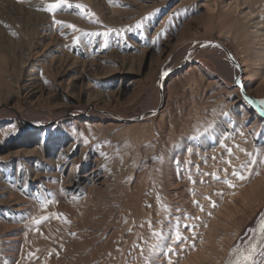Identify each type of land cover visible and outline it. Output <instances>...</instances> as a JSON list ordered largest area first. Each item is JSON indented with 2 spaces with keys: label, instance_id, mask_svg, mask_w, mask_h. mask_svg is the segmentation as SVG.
Here are the masks:
<instances>
[{
  "label": "rangeland",
  "instance_id": "obj_1",
  "mask_svg": "<svg viewBox=\"0 0 264 264\" xmlns=\"http://www.w3.org/2000/svg\"><path fill=\"white\" fill-rule=\"evenodd\" d=\"M54 3L0 0V264H239L264 216V117L221 48L180 68L228 47L264 111V0ZM90 103L163 105L55 124Z\"/></svg>",
  "mask_w": 264,
  "mask_h": 264
},
{
  "label": "bare ground",
  "instance_id": "obj_2",
  "mask_svg": "<svg viewBox=\"0 0 264 264\" xmlns=\"http://www.w3.org/2000/svg\"><path fill=\"white\" fill-rule=\"evenodd\" d=\"M257 30H256V34L258 36L261 35V33L259 32V27L258 25L255 27ZM207 42V41H206ZM198 46H195L193 47L191 50H187L184 54V62L185 60H188L190 65L189 67L187 68V71H192L193 68H197V64L194 63V57L200 52V50H198ZM228 48V47H227ZM226 48V49H227ZM233 60L237 62V60L234 58L233 56ZM238 63V62H237ZM183 65V64H182ZM181 67V66H180ZM175 68L174 70H172L171 72L173 71H178V69L180 68ZM238 69H241V70H237V76H236V80H235V88L239 89V90H244L245 93H247V87L245 86L244 84V80L246 79L245 78V75H247V70L245 68H243V64H239L238 63V67H236ZM151 70V69H149ZM148 70V71H149ZM174 72V73H175ZM243 74H244V77H243ZM167 74H165L166 76ZM165 76L162 77L161 79V83L159 85V88L160 89H164L166 87V81L167 79H165ZM164 81V82H163ZM234 82V80H233ZM238 84V85H237ZM234 90V89H233ZM242 94V92H241ZM248 94V93H247ZM249 95V94H248ZM164 96V95H163ZM250 96V95H249ZM251 97V96H250ZM252 98V97H251ZM164 103V102H163ZM245 103L249 106V107H252L249 103H247L245 101ZM162 105L161 104V107L159 108V110L162 108ZM5 107H0V113L2 112L1 109H4ZM257 109V108H255ZM155 111L156 113L159 111ZM151 111V110H150ZM150 113V112H148ZM148 113H145L144 115L148 114ZM68 117V118H67ZM118 118L121 119H127V118H124L122 115L114 112V111H111V110H108V109H105L103 107H100L98 106L97 104H87L86 106H83V107H80L77 109V111L73 114H70V116H65V117H60L59 119H57L55 121V124H60V123H81V122H84V121H93V122H98V123H116V124H121V125H126L128 123H125V122H122V121H119L117 120ZM85 124V123H84ZM135 124V123H133ZM36 126L34 127H37V129L39 130H36L35 132H33V135L31 137H29L28 141L29 142H33V141H37L38 142V148L39 149H43V148H46V147H49V140H47L46 137H43V130L42 128H39L40 125L39 124H34ZM95 125V124H94ZM67 143V138L65 136H62V137H59V138H56L52 141V148L55 149L57 147H61L63 145H65ZM92 179V178H91ZM252 192V191H251ZM262 222H264V216L262 218ZM261 232H262V225L260 226V228H257V230L255 231L254 235H253V238L251 240L252 244H250V248H249V244H248V248L249 250L255 246L256 247V250L258 251L260 249V247H262V243H263V240L261 239ZM263 237H264V234H263ZM246 247V248H247ZM248 250V251H249ZM247 251V252H248ZM264 256V255H263ZM256 258V255L254 257V259ZM262 258V257H261ZM264 258V257H263ZM258 260V259H257ZM264 262V261H263ZM262 263V262H261Z\"/></svg>",
  "mask_w": 264,
  "mask_h": 264
},
{
  "label": "water",
  "instance_id": "obj_3",
  "mask_svg": "<svg viewBox=\"0 0 264 264\" xmlns=\"http://www.w3.org/2000/svg\"><path fill=\"white\" fill-rule=\"evenodd\" d=\"M217 45H219V47H217ZM209 47H217V48H221L226 55L229 57V59L232 61V63L234 64L235 67H238V63L236 61L233 60V55L226 49V47H224L223 45H221L218 42H209V43H202L199 45L198 50L204 49V48H209ZM190 65L188 60H185V64L180 68L185 69ZM175 71L168 73L165 76V79H167L168 76L175 74ZM164 82V81H163ZM238 85V84H237ZM242 92V98L244 101H246L247 103H249L253 108H257V110L259 111V113L264 117V111L261 110V108L259 107L258 101L254 98H251L247 93H245L244 90L241 91ZM160 93L163 94V89H160ZM156 114L155 111H151L150 113L144 115L141 114L140 116L136 117V118H127V119H121L118 118L117 120L128 123V124H133V123H137V122H141L145 119H150L152 118L154 115Z\"/></svg>",
  "mask_w": 264,
  "mask_h": 264
},
{
  "label": "snow or ice",
  "instance_id": "obj_4",
  "mask_svg": "<svg viewBox=\"0 0 264 264\" xmlns=\"http://www.w3.org/2000/svg\"><path fill=\"white\" fill-rule=\"evenodd\" d=\"M67 3V0H57V3L52 4L47 10L48 11H52L53 9L57 8L58 6ZM71 6V5H69ZM77 8H82L81 5H76ZM56 23H60L59 21H56ZM70 27H75V26H70ZM137 28H140L141 25L137 24L136 26ZM97 35H100L99 33H97ZM104 35H107V33H105ZM217 47H219V45H217ZM262 104H264V102H261ZM233 175H239L238 173H236L235 171L233 172ZM240 179H243V175H239ZM228 183L229 187H233L232 183L230 181H226ZM39 221H37L38 223ZM262 232H264V222H262ZM257 254V250L256 247L253 246L247 253H245L242 257V260L239 262V264H255L254 262V257ZM264 254V253H262Z\"/></svg>",
  "mask_w": 264,
  "mask_h": 264
}]
</instances>
